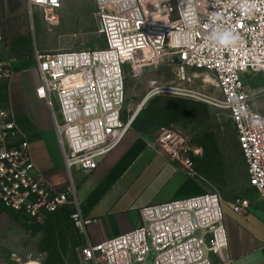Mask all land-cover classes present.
I'll return each mask as SVG.
<instances>
[{
  "label": "built area",
  "instance_id": "built-area-1",
  "mask_svg": "<svg viewBox=\"0 0 264 264\" xmlns=\"http://www.w3.org/2000/svg\"><path fill=\"white\" fill-rule=\"evenodd\" d=\"M71 0H25L32 20L41 11L55 26V12ZM104 47L101 50H35L39 77L35 91L46 102L68 176L56 192L36 172L28 142L0 106V205L42 223L64 207L82 235L90 219L80 212L70 173H89L131 130L134 115L123 118L125 91L122 69L136 73L168 62L175 83L150 82L148 96L160 93L193 98L225 113L247 170V182L264 204V113L252 101L264 99V88L251 91L247 75H264V0H92ZM0 84L12 75L2 51ZM197 83L198 86L188 88ZM156 150L192 174L195 154L179 131L161 128L152 141ZM216 193L154 204L139 210V226L118 237L80 248L87 264H232ZM245 198L229 203L241 215ZM13 264H42L32 257H11Z\"/></svg>",
  "mask_w": 264,
  "mask_h": 264
},
{
  "label": "rangeland",
  "instance_id": "rangeland-1",
  "mask_svg": "<svg viewBox=\"0 0 264 264\" xmlns=\"http://www.w3.org/2000/svg\"><path fill=\"white\" fill-rule=\"evenodd\" d=\"M55 14L57 23L49 26L42 20L39 10L34 11L30 20L25 0H0L4 55L19 58L29 57L35 50L103 49L92 0L64 2ZM122 73L125 91L122 116L124 119L131 117L137 110L133 129L140 131L147 141H152L161 127L179 131L196 152L190 158L192 174L199 180L203 193L220 196L223 216L226 210H231L228 203L235 198H245L251 206L254 203L251 212L264 219V214L257 208L261 206L258 194L248 185L247 170L227 115L193 98L166 93L145 101L151 89L150 82L155 81L158 86L175 83L173 64L164 62L139 73L124 65ZM245 77L247 89L258 91L264 88V75ZM195 86L198 84L193 83L188 88ZM251 107L264 113V99L252 101ZM70 213L69 209H60L39 223L0 205V264H13V255L36 258L42 264H87L79 253L86 242L73 226Z\"/></svg>",
  "mask_w": 264,
  "mask_h": 264
},
{
  "label": "crops",
  "instance_id": "crops-1",
  "mask_svg": "<svg viewBox=\"0 0 264 264\" xmlns=\"http://www.w3.org/2000/svg\"><path fill=\"white\" fill-rule=\"evenodd\" d=\"M4 57L10 62L12 75L0 84V106L9 109L19 139L28 142L36 172L50 188L60 192L68 176L49 108L35 95L39 77L33 55ZM152 141L131 129L94 170H71L80 212L91 221L82 234L85 242L95 244L134 230L139 226V210L145 206L203 193L199 180L180 163L160 154ZM259 202L257 208L264 214V204ZM252 206L241 215L229 209L225 212L232 264H264V219L251 212Z\"/></svg>",
  "mask_w": 264,
  "mask_h": 264
},
{
  "label": "trees",
  "instance_id": "trees-1",
  "mask_svg": "<svg viewBox=\"0 0 264 264\" xmlns=\"http://www.w3.org/2000/svg\"><path fill=\"white\" fill-rule=\"evenodd\" d=\"M133 122H134V121H133ZM161 128H165V127H161ZM131 129H133V124H132V126H131ZM208 163H209V160H208ZM64 208H65V209H69V210H71V208H69V207H64ZM64 208H61V209H64ZM56 212H57V211H56ZM56 212H55V213H56ZM55 213L48 214L47 216L53 215V214H55ZM71 213H72V210H71ZM71 213H70V214H71ZM47 216H46V217H47Z\"/></svg>",
  "mask_w": 264,
  "mask_h": 264
},
{
  "label": "water",
  "instance_id": "water-1",
  "mask_svg": "<svg viewBox=\"0 0 264 264\" xmlns=\"http://www.w3.org/2000/svg\"><path fill=\"white\" fill-rule=\"evenodd\" d=\"M95 23H96V27H97V29H99V28H100V26H99V21H98V19H97V18H95Z\"/></svg>",
  "mask_w": 264,
  "mask_h": 264
},
{
  "label": "bare ground",
  "instance_id": "bare-ground-1",
  "mask_svg": "<svg viewBox=\"0 0 264 264\" xmlns=\"http://www.w3.org/2000/svg\"><path fill=\"white\" fill-rule=\"evenodd\" d=\"M150 97L149 96H147L146 98H145V101H148V99H149ZM137 114V110H136V112H135V114H134V116Z\"/></svg>",
  "mask_w": 264,
  "mask_h": 264
}]
</instances>
